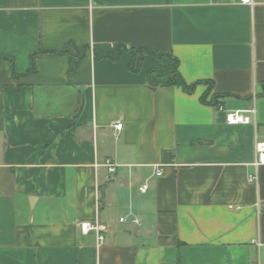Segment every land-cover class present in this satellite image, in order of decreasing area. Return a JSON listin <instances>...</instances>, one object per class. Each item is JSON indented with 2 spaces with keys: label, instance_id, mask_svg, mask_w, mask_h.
<instances>
[{
  "label": "crops",
  "instance_id": "obj_1",
  "mask_svg": "<svg viewBox=\"0 0 264 264\" xmlns=\"http://www.w3.org/2000/svg\"><path fill=\"white\" fill-rule=\"evenodd\" d=\"M0 119V264H264V0H0Z\"/></svg>",
  "mask_w": 264,
  "mask_h": 264
},
{
  "label": "built area",
  "instance_id": "obj_2",
  "mask_svg": "<svg viewBox=\"0 0 264 264\" xmlns=\"http://www.w3.org/2000/svg\"><path fill=\"white\" fill-rule=\"evenodd\" d=\"M242 4L253 6L255 4V0H236ZM255 113V108H246V109H236V110H230L226 111V122L229 124H248L251 121V116ZM113 127L116 131H119L122 128V122H116L113 124ZM104 165L107 167L109 172H114L116 170V164L112 162L110 159H106L104 161ZM250 165L254 168V170H257L258 167L264 165V139L258 140L255 143V158L250 163ZM154 174L155 176H161L163 174L162 166L155 165L154 167ZM257 179L256 171H252L248 174V181L255 183ZM148 188V183L145 181L142 183L138 190L140 192H145ZM120 222H132V223H138V219L135 217L132 218H126V217H120ZM80 230L82 233H88L90 231H94L96 233V239L98 245L101 244L104 240V228L99 222L90 223L87 221L80 223ZM256 243V245H259L260 243L257 241H252ZM249 264H257L256 262H250Z\"/></svg>",
  "mask_w": 264,
  "mask_h": 264
},
{
  "label": "trees",
  "instance_id": "obj_3",
  "mask_svg": "<svg viewBox=\"0 0 264 264\" xmlns=\"http://www.w3.org/2000/svg\"><path fill=\"white\" fill-rule=\"evenodd\" d=\"M144 53L154 54L159 60L160 65L150 69L147 72V82L153 87L162 86H179L183 91L191 93L194 90V83H187L179 71V61L176 56L168 52H154L146 47L138 49V62L142 58ZM134 63L131 64V69H134ZM209 89L211 88V81H205ZM208 91L205 92L201 97V101L204 103L215 104L216 95H213L210 100H206ZM3 128L2 120L0 119V130Z\"/></svg>",
  "mask_w": 264,
  "mask_h": 264
}]
</instances>
